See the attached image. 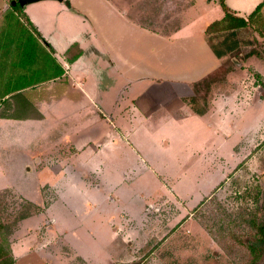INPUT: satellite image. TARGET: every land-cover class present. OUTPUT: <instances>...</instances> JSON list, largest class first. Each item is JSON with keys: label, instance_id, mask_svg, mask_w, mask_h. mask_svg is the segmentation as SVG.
I'll return each mask as SVG.
<instances>
[{"label": "rangeland", "instance_id": "obj_1", "mask_svg": "<svg viewBox=\"0 0 264 264\" xmlns=\"http://www.w3.org/2000/svg\"><path fill=\"white\" fill-rule=\"evenodd\" d=\"M127 1L129 13L139 25L171 31L192 3L212 0ZM219 12L218 6L203 13L170 41L111 17L108 24L113 30L106 29L101 35L106 56L109 53L107 57L102 53L104 61L110 68L116 61L121 74L128 68L131 79H170L180 72L203 69L207 64L210 70L217 64L207 38L225 51L221 58L230 71L211 73L196 84L195 100L206 104L225 92L235 93L239 99L249 93L253 100H264L263 77L248 61L251 56L256 64H264V6L246 27L230 30L219 23L204 39L205 25L218 18ZM175 54L180 55L179 60H168ZM137 84L143 90L150 81ZM241 109L234 114L238 124L256 118L254 108ZM182 123L185 127L175 139H161L156 132L145 130L129 137V142L153 140L160 146L161 157L148 163V168L130 158L117 163L106 157L100 174L105 179L91 173L83 177L79 192L72 188L81 177L74 170L66 180L67 188L63 183L62 188L43 186L41 203L29 201L13 189L0 191V264H264V128L251 133L249 143L234 147V162L229 154L231 143L217 135L224 146L213 161L198 158L195 152L201 147L210 149L215 142L210 128L192 120ZM173 131H163L161 136ZM147 133L154 136L147 137ZM110 150L116 154V149ZM221 154H226L222 161ZM220 171L224 174L218 179ZM171 174L178 178H168ZM171 185L185 187L187 198L173 194ZM24 211L29 212L27 217L39 214L34 217L36 222L18 225L17 218ZM20 242H26L30 250L25 248V255L13 258L11 247Z\"/></svg>", "mask_w": 264, "mask_h": 264}, {"label": "crops", "instance_id": "obj_2", "mask_svg": "<svg viewBox=\"0 0 264 264\" xmlns=\"http://www.w3.org/2000/svg\"><path fill=\"white\" fill-rule=\"evenodd\" d=\"M224 2L243 18L258 4L264 6V0ZM218 6L221 8L218 0L196 1L182 11L179 25L164 31L139 25L129 13L127 0H38L24 4L0 0V191L13 189L29 201L41 203V188L60 184L67 188L66 180L74 170L81 177L77 185L71 186L79 192L83 177L93 173L94 178L105 179L100 174L102 159L106 157L117 163L130 158L147 164L148 168V163L161 157L160 146L153 140L129 142V137L145 130L156 132L161 139H175L185 127L184 120L206 125L214 134L215 142H211L210 149L201 147L195 151L200 155L198 158L216 161L224 146L217 141L219 135L226 144L231 143L229 154L234 162L237 159L234 147L244 141L249 143L251 133L258 134L261 126L264 128V100H253L249 93L239 99L231 92L212 97L206 104L195 100L196 84L207 79L222 62L208 43L217 58L214 67L209 70L207 64L203 69L180 72L170 79L161 76L131 79L128 68L121 74L116 61L113 60L111 68L104 61L106 48L101 43V35L112 29L108 24L111 17L170 41L200 15L217 10ZM223 16L222 10L218 18L205 25L204 39L208 25ZM180 48L184 50L185 44ZM175 59L179 60L180 55H169L168 60ZM248 61L264 81V64H256L251 56ZM145 80L150 84L143 90L151 87L153 91L139 89L137 83ZM239 108L247 111L254 108L256 118L245 125L238 124L234 114ZM167 128L173 129V133L161 136L163 131L171 130ZM153 134L147 133V137L152 138ZM110 149H116V154ZM225 155L221 154V161ZM223 174L220 171L217 178ZM168 178L178 177L171 174ZM169 188L173 194L187 198L185 187ZM52 206L47 208L50 210ZM34 217L39 214L21 219L18 225L30 226L36 222ZM11 248L13 258L30 250L26 242Z\"/></svg>", "mask_w": 264, "mask_h": 264}, {"label": "trees", "instance_id": "obj_3", "mask_svg": "<svg viewBox=\"0 0 264 264\" xmlns=\"http://www.w3.org/2000/svg\"><path fill=\"white\" fill-rule=\"evenodd\" d=\"M264 3V2H263ZM219 4L224 12V16L219 19V20H215L212 23H210L208 25V27L205 30V36L208 35V33L210 31H212V29L214 28L215 25L219 24V23H224L225 24V28L226 29H230V30H236V29H240V28H244L248 25V21L249 19L256 13L258 12V10L260 9V7L262 6L261 4H258L257 7L255 8V10L249 14L246 18H243L241 16L236 15L233 11H231L225 4L224 0H219ZM207 40V38H206ZM207 43L209 44V46L211 47L212 51L215 53V55H217L218 57H223L225 55V51H221L219 49H217L216 47H214L212 44H210L207 40ZM225 59V58H224ZM224 59L221 62V65L215 69L213 71V74L215 73H227L230 71L229 68L224 67ZM29 205H32V203L28 202ZM33 206V205H32ZM29 214V212H22L19 216H18V220H21L25 217H27ZM8 264H10L8 262Z\"/></svg>", "mask_w": 264, "mask_h": 264}, {"label": "water", "instance_id": "obj_4", "mask_svg": "<svg viewBox=\"0 0 264 264\" xmlns=\"http://www.w3.org/2000/svg\"><path fill=\"white\" fill-rule=\"evenodd\" d=\"M33 1H38V0H18V2L20 4L29 3V2H33Z\"/></svg>", "mask_w": 264, "mask_h": 264}]
</instances>
